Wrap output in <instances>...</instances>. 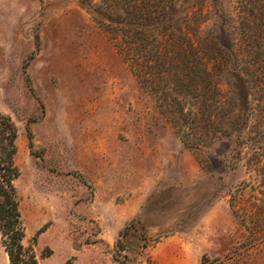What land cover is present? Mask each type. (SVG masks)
<instances>
[{
  "label": "rangeland",
  "instance_id": "374dc122",
  "mask_svg": "<svg viewBox=\"0 0 264 264\" xmlns=\"http://www.w3.org/2000/svg\"><path fill=\"white\" fill-rule=\"evenodd\" d=\"M95 2L0 0V115L17 131L23 245L38 264H264V103L218 76L191 150L183 133L202 124L181 113L194 101L150 68L141 85L135 68L153 60L119 52ZM219 2L236 18L239 0ZM131 197L142 207L124 221Z\"/></svg>",
  "mask_w": 264,
  "mask_h": 264
},
{
  "label": "trees",
  "instance_id": "16d2710c",
  "mask_svg": "<svg viewBox=\"0 0 264 264\" xmlns=\"http://www.w3.org/2000/svg\"><path fill=\"white\" fill-rule=\"evenodd\" d=\"M83 1L92 5L95 0ZM95 3L97 13L105 14L114 31L122 34V38L117 35L119 52L139 59L141 56L144 62L148 58L153 60L150 67L147 64L135 68L141 85L150 83L146 75V69L150 68L156 85L166 89L173 80L183 92L180 102L194 101L188 115L185 116L184 109L181 113L184 121L188 119L193 127L202 124L198 127L201 132H190L189 138L183 133V142L191 150L198 151V141L208 134L204 131L209 128L207 121L212 116L213 104L221 97L219 77L243 82L247 105L253 94L264 103V0H239L236 18L223 11L219 0H97ZM201 16L209 18L200 22ZM211 21L217 30L203 27ZM234 35L239 36L241 43L231 52L229 40ZM211 60L217 63L216 72L209 71ZM238 65L244 68L238 69ZM16 139L15 124L9 117L0 115V237L10 264H38L33 250L23 245L25 229L14 185L20 175L14 161Z\"/></svg>",
  "mask_w": 264,
  "mask_h": 264
},
{
  "label": "crops",
  "instance_id": "0c3cea01",
  "mask_svg": "<svg viewBox=\"0 0 264 264\" xmlns=\"http://www.w3.org/2000/svg\"><path fill=\"white\" fill-rule=\"evenodd\" d=\"M124 205V209H122V206L120 207V212L122 213V217L124 221H128L131 218H133L137 212L142 207V202L140 200H135L134 197L129 198V200H126ZM124 216V217H123Z\"/></svg>",
  "mask_w": 264,
  "mask_h": 264
},
{
  "label": "water",
  "instance_id": "95a60500",
  "mask_svg": "<svg viewBox=\"0 0 264 264\" xmlns=\"http://www.w3.org/2000/svg\"><path fill=\"white\" fill-rule=\"evenodd\" d=\"M131 244V243H130ZM131 245H133V244H131Z\"/></svg>",
  "mask_w": 264,
  "mask_h": 264
}]
</instances>
